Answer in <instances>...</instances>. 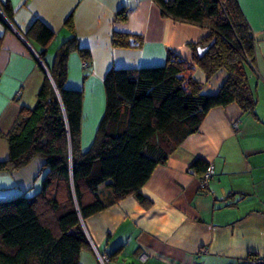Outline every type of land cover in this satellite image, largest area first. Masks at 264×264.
I'll list each match as a JSON object with an SVG mask.
<instances>
[{"label":"crops","instance_id":"1","mask_svg":"<svg viewBox=\"0 0 264 264\" xmlns=\"http://www.w3.org/2000/svg\"><path fill=\"white\" fill-rule=\"evenodd\" d=\"M237 1L253 38V62L245 68L256 96L254 112L236 103L211 108L198 130L154 168L139 190L143 202L129 195L82 220L88 245L80 264H101L99 256L116 249L109 264H255L264 253V0ZM0 2L10 4L7 19L23 35L0 18V160L8 156L2 134L22 108L35 105L56 50L72 35L90 53L87 64L77 51L67 60L66 86L83 92L82 150L103 116V78L111 67L162 65L172 51L192 66L204 94H215L226 79L222 69L207 78L194 63L190 44L208 36V28L162 16L154 0ZM69 15L71 27L65 24ZM36 19L54 33L45 61L27 33ZM113 32L132 34L139 44L116 47ZM196 158L213 166L206 189L200 188L202 172L188 170ZM43 164L35 157L18 171H0V200L35 194L46 173Z\"/></svg>","mask_w":264,"mask_h":264},{"label":"trees","instance_id":"2","mask_svg":"<svg viewBox=\"0 0 264 264\" xmlns=\"http://www.w3.org/2000/svg\"><path fill=\"white\" fill-rule=\"evenodd\" d=\"M154 1L162 16L208 28V36L190 44L194 63L207 78L222 69L226 79L215 94H204L192 66L172 51L162 65L111 67L103 78V116L91 145L82 150L83 92L66 86L67 60L77 51L87 64L90 53L76 36L65 39L35 105L22 108L2 134L8 156L0 160V171H18L39 157L46 173L32 196L0 200V264H80V252L88 245L82 220L129 195L143 202L139 190L154 168L198 130L211 108L236 103L254 112L256 96L245 68L253 62V38L238 1ZM0 3L11 21L10 4ZM118 16L124 19V11ZM65 24L72 26L71 15ZM27 33L42 47L39 57L45 61L53 31L36 19ZM212 40L199 56L197 48ZM1 42L2 35L0 49ZM111 42L139 44L136 36L119 32L112 33ZM207 165L196 158L188 170L203 174ZM116 251L106 255L109 261Z\"/></svg>","mask_w":264,"mask_h":264},{"label":"built area","instance_id":"3","mask_svg":"<svg viewBox=\"0 0 264 264\" xmlns=\"http://www.w3.org/2000/svg\"><path fill=\"white\" fill-rule=\"evenodd\" d=\"M0 14H4V12H3L2 8H1V3H0ZM234 125L236 126V124H234ZM213 173H214V170H213L212 164H208L206 169H205V171H204V173L202 174V178L200 180V188L201 189H206L208 180L212 177ZM140 259L144 260L145 257L142 255L140 257ZM99 260H100L101 264H107L108 263V258H107L106 255L99 256ZM254 263L255 264H264V253L257 255L254 258Z\"/></svg>","mask_w":264,"mask_h":264},{"label":"water","instance_id":"4","mask_svg":"<svg viewBox=\"0 0 264 264\" xmlns=\"http://www.w3.org/2000/svg\"><path fill=\"white\" fill-rule=\"evenodd\" d=\"M0 18H1V20L4 22V23H6L11 29H13V30H15L22 38H23V35L20 33V32H18L14 27H13V25L9 22V20L7 19V17L4 15V14H0ZM130 41H132V40H130ZM212 43H213V40H212V42L209 44V45H207V46H205V47H198L197 48V53H198V55L199 56H202L208 49H209V47H210V45H212ZM50 77V76H49ZM51 78V77H50ZM56 90V89H55ZM56 92H57V90H56Z\"/></svg>","mask_w":264,"mask_h":264}]
</instances>
